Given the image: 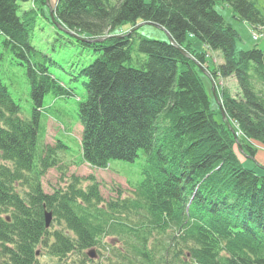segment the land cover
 Returning a JSON list of instances; mask_svg holds the SVG:
<instances>
[{
  "label": "trees",
  "instance_id": "trees-1",
  "mask_svg": "<svg viewBox=\"0 0 264 264\" xmlns=\"http://www.w3.org/2000/svg\"><path fill=\"white\" fill-rule=\"evenodd\" d=\"M218 1L264 36V0H58L52 14L70 33L54 25L45 0H0L1 44L24 68L32 101L24 116L0 73V264H40L38 246L60 264H74L76 253L75 264H86L85 251L100 252L107 238L122 249L121 263L108 264H264V174L243 167L235 150L253 157V141L264 144V49H236ZM27 2L33 7L22 9ZM41 18L55 40L95 56L69 72L83 92L72 110L81 126L74 164L107 168L143 156L142 177L125 196L117 188L104 200L93 175L43 189L50 168L63 179L68 167L58 136L45 143L47 121L76 94L33 44ZM140 22L162 27L176 46L140 37L133 48L135 30L120 29ZM195 41L220 51L223 63L208 70ZM202 71L211 83L232 77L237 95L208 92Z\"/></svg>",
  "mask_w": 264,
  "mask_h": 264
},
{
  "label": "rangeland",
  "instance_id": "rangeland-1",
  "mask_svg": "<svg viewBox=\"0 0 264 264\" xmlns=\"http://www.w3.org/2000/svg\"><path fill=\"white\" fill-rule=\"evenodd\" d=\"M58 0H49V6H45V11L48 16L50 15L51 7H55ZM259 4H262V0H259ZM22 9L32 8L33 5L31 2L21 3ZM214 9L223 16L225 22L229 24L237 32L236 40V49L237 50H248L251 48H260L264 49V36L259 35L258 37L252 33L251 27L246 23L240 20L232 9L226 5L223 1H218L214 5ZM122 32H130L135 30L137 33L133 36L134 47L140 37L157 39V40H168L166 32L159 27L151 24H142L137 23L135 26H131L129 23L124 24L121 29ZM120 31V34L122 32ZM56 29L52 26L47 20L41 18L37 22L36 30L33 37V44L42 50L43 52L49 53L53 60H55L61 67L52 68L51 72L59 78L67 87L75 88V96L68 99V102L64 105L65 114L54 113L56 121L48 119L47 121V133L45 138V143L55 144L56 137L63 142L64 148L62 150L66 152L68 157L64 158L63 165H68L66 169V175L63 179L60 178L61 171L57 168H50L46 174L41 178V183L43 189L47 193H51L55 188L60 185H63L67 177L72 174L86 177L93 175L95 180L98 181L100 186V192L104 200L115 197L117 188H120L123 191V196H125L131 189L129 183H135L141 179V166L143 165V156L139 152V156L135 158L132 162H127L123 160H111L108 163L107 168H94L89 166L86 163L81 165H75L72 160L80 159L79 145L78 140L81 134V126L78 122L75 121V114L72 111L76 105V99L82 98V89L78 87L76 81L71 80L72 76L69 73L74 67L80 64H88L91 62L95 56H88L84 50H81L78 46H73L67 44L66 41L62 38L56 37ZM118 35L123 36V35ZM102 38V37H101ZM102 38L100 41H102ZM2 37L0 36V73L4 82L7 83V87L11 96L17 101L23 110L24 116L30 115L31 99L29 95V85L26 81L24 68L20 65H17L16 62L12 59V56L9 52H6L1 44ZM96 41V42H100ZM69 43V41H67ZM194 48L198 51H205L206 62L205 65L208 67V70L211 72L214 71L217 66L223 63V56L220 51L205 50L204 47L195 41ZM135 50V51H134ZM132 51L133 61L130 63L131 66H136L134 59L137 54L136 49ZM205 67V66H204ZM203 82L208 92L213 91L215 87L218 89L225 90L231 95H237L238 87L235 80L232 77L221 78L217 77L215 83L209 80L207 74L208 71L203 72ZM209 75V74H208ZM77 97V98H76ZM52 98L51 95H47L44 100V104H51ZM60 102L57 101L54 104V107H59ZM63 108V107H62ZM253 145L256 147V152L253 157L247 153L242 152L240 148H236V153L238 158L243 165V167L254 170L257 174H264V144L253 141ZM64 167V166H63ZM118 186V187H117ZM49 212V211H45ZM51 213V212H50ZM54 225V220L51 214V221L47 228ZM46 227V225H45ZM105 249L96 250V248H90L85 251L86 254V264H108V262L121 263V258L119 256V251L122 250L118 243L113 242L110 238L106 240ZM93 253V256H89V252ZM36 256L40 264H60L59 261L49 256L43 248H36ZM70 257H74V264L78 262L81 258L79 254H72ZM61 264H69L67 260Z\"/></svg>",
  "mask_w": 264,
  "mask_h": 264
},
{
  "label": "water",
  "instance_id": "water-1",
  "mask_svg": "<svg viewBox=\"0 0 264 264\" xmlns=\"http://www.w3.org/2000/svg\"><path fill=\"white\" fill-rule=\"evenodd\" d=\"M45 3H46V5H48L49 6V0H45ZM50 19H51V21L54 23V25L60 30V31H64V32H66V33H70L68 30H66L60 23H58L56 20H55V18H54V15L52 14V10H50ZM142 24H144V23H142ZM150 24V23H149ZM156 27H159L160 29H163L162 27H160V26H157V25H155ZM75 37L76 38H78L76 35H75ZM102 38H97V39H95V40H93L94 42H96V41H100ZM168 39H169V41H170V43L171 44H173L174 46H176V44H175V42L168 36ZM182 53L185 55V56H187L188 57V55L185 53V52H183L182 51ZM223 114V113H222ZM223 118L225 119L226 118V116L223 114ZM50 221H51V213L50 212H45V225H46V227H48L49 226V223H50ZM89 256H93V253L90 251L89 253Z\"/></svg>",
  "mask_w": 264,
  "mask_h": 264
},
{
  "label": "bare ground",
  "instance_id": "bare-ground-1",
  "mask_svg": "<svg viewBox=\"0 0 264 264\" xmlns=\"http://www.w3.org/2000/svg\"><path fill=\"white\" fill-rule=\"evenodd\" d=\"M59 23V22H58ZM165 31V30H164ZM166 32V31H165ZM167 33V32H166ZM169 40V39H168ZM170 42V41H169Z\"/></svg>",
  "mask_w": 264,
  "mask_h": 264
}]
</instances>
